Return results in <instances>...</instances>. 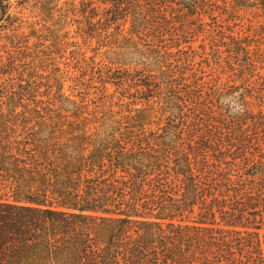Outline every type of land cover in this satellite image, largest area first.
<instances>
[{
    "label": "trees",
    "instance_id": "obj_1",
    "mask_svg": "<svg viewBox=\"0 0 264 264\" xmlns=\"http://www.w3.org/2000/svg\"><path fill=\"white\" fill-rule=\"evenodd\" d=\"M30 1L0 0L1 42L20 28ZM242 1L264 10V0ZM220 9L214 0L74 4L78 34L137 37L144 65L94 61L71 76L77 89L96 86L101 98L118 93L126 104L123 116L94 127L89 100L67 94L65 80L48 95L56 103L45 102L39 84H19L17 98L30 102L15 104L18 121L0 118V181L8 184L0 193V264H264L263 109L251 113L237 96H217L216 105L194 97L203 108L188 116L181 87L149 71L155 62L174 79L168 56L174 47L186 51L178 32L186 21L238 42L219 29ZM246 43L236 50L248 54ZM254 73L264 103V72Z\"/></svg>",
    "mask_w": 264,
    "mask_h": 264
},
{
    "label": "rangeland",
    "instance_id": "obj_2",
    "mask_svg": "<svg viewBox=\"0 0 264 264\" xmlns=\"http://www.w3.org/2000/svg\"><path fill=\"white\" fill-rule=\"evenodd\" d=\"M214 1L221 7L219 19L224 27L219 29L227 33L233 31L237 38H241L238 42H247L249 53L246 54L241 49L236 50L238 42L220 37L221 33L213 30L210 24L195 27L196 25L186 21L178 30L179 34L186 35V40L189 41L182 42L181 45L186 51L179 52V49L174 47L173 55L168 56L169 59L175 60L174 79L169 82L168 68L164 67L160 72L155 62L150 63L152 68L149 71L157 74L165 85L181 87L179 90L184 100H187L185 110L188 116L203 108V105L195 107L191 98L198 97L204 100V103L208 98H215L216 105V97L221 95L222 98L242 97L241 100L251 113L256 114L261 108L264 111V103L255 97L259 89L258 77L254 73L264 72V10L242 0ZM79 2L80 0H31L21 8L23 22L20 28L10 32L9 36L0 41V118L18 121L21 114L16 113V108L20 111L22 107H16L15 104L30 102L29 99L22 101L17 98V93L21 92L19 84H39L44 92L45 102L56 103V98L50 99L48 95L60 89L59 79L65 80L67 94H78V99L84 97L89 100L87 107L94 121L93 127L99 125L103 117H121L126 113V104H122V98H117L120 94L114 93V87L111 86L109 90L114 96L103 99L101 88L95 86L91 91L77 89L75 82L70 78L79 75L82 66H93L94 61L96 64L111 65L112 62L114 66L143 68L144 64L140 61L142 54L134 48L137 45L145 48L143 41L137 37L127 40L115 30L107 35L102 31V36L85 40L77 33L78 17L72 11L74 4ZM204 20L209 23L211 21L208 17ZM80 47L83 48V55L79 56L77 62L74 52ZM1 60L7 65L3 66ZM248 61L252 63L251 66ZM14 62L19 64V71L14 69ZM6 70L12 74L5 75ZM92 75L93 78L97 77L91 71L85 72L87 78ZM196 90L201 91V95L197 96L199 93ZM210 106L212 109L216 108L212 104ZM249 129L252 130V127ZM238 132L235 130L233 134ZM260 135V139L264 140V129L260 131ZM6 188L8 189V184L0 181V193Z\"/></svg>",
    "mask_w": 264,
    "mask_h": 264
}]
</instances>
